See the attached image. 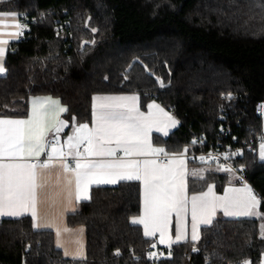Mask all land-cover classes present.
Wrapping results in <instances>:
<instances>
[{
  "label": "trees",
  "instance_id": "1",
  "mask_svg": "<svg viewBox=\"0 0 264 264\" xmlns=\"http://www.w3.org/2000/svg\"><path fill=\"white\" fill-rule=\"evenodd\" d=\"M0 11H16L28 24L6 56L0 115L22 118L31 97L52 96L68 107L64 119L90 123L94 95L138 94L144 110L155 100L180 121L169 137L154 136L170 153L233 137L239 146H252L237 162L264 213V162L258 160L264 0H8ZM209 167L204 179H189L190 193L212 183L223 192L229 174ZM141 208L138 181L92 188L91 199L67 216L69 227L86 228L83 260L66 258L54 232L33 229L30 216L0 219V264H261L264 258V220L222 216L202 227L198 242L173 245L168 258L166 247L151 248L156 240L131 223ZM160 248L165 254L149 260L148 252Z\"/></svg>",
  "mask_w": 264,
  "mask_h": 264
},
{
  "label": "snow or ice",
  "instance_id": "2",
  "mask_svg": "<svg viewBox=\"0 0 264 264\" xmlns=\"http://www.w3.org/2000/svg\"><path fill=\"white\" fill-rule=\"evenodd\" d=\"M22 19L26 17L16 11H0V76L7 74L5 56L9 43L18 41L28 29ZM91 31L96 33L98 29ZM91 43L95 44V40ZM157 79L164 87V82ZM228 99H232L231 94ZM68 112L60 99L45 96L31 97L30 108L22 118L0 115V219L30 216L33 229L54 230L56 246L63 249L65 257L86 259L84 229H69L65 216L75 213V206L81 201L91 199L93 186L138 181L142 208L131 223L142 225L145 237L158 233V243L167 247L168 258L174 244L187 242L189 216L193 242L200 239V226H211L218 211L225 217L264 220L261 198L243 176H236L237 170L231 165L220 164L215 169L232 178L222 195H217L214 184H208L206 191L189 195L188 177L204 179L205 171L210 169L190 172L187 147L183 152L170 153L154 145V132L168 137L180 124L155 101L147 104V111H142L138 94L94 95L90 123H77L76 117H71V134L62 142L61 133L69 127V121L62 116ZM231 155L242 156L243 151ZM208 158L219 159L212 153ZM199 159L206 161L204 156ZM223 159L229 160V153H224ZM258 160L264 162V137L259 143ZM233 179L239 180L241 187L232 186ZM173 217L174 238L170 234ZM65 234L78 237L75 248L70 250L67 246ZM260 237L264 239V223L260 224ZM156 247V242L151 244V248ZM192 251L197 249L193 247ZM120 254L119 250L115 253ZM156 257L157 252H148L149 260ZM241 264L252 261L245 259Z\"/></svg>",
  "mask_w": 264,
  "mask_h": 264
},
{
  "label": "crops",
  "instance_id": "3",
  "mask_svg": "<svg viewBox=\"0 0 264 264\" xmlns=\"http://www.w3.org/2000/svg\"><path fill=\"white\" fill-rule=\"evenodd\" d=\"M14 42H17V41H11L10 43H9V45H8V49H7V52H6V56H7V53H8V50H9V47H10V45L12 44V43H14ZM6 56H5V62H6ZM5 67H6V65H5ZM133 93H121V94H99V95H132ZM140 96V95H139ZM34 97H45V96H34ZM52 97V96H51ZM54 99H56V97H53ZM59 99V98H58ZM153 101H155V100H152V101H150L149 103H152ZM157 104H160V103H158L157 101H155ZM61 103L64 105V106H66L62 101H61ZM148 103V104H149ZM140 104H141V98H140ZM161 105V104H160ZM67 107V106H66ZM161 107H163L166 111H168L169 113H171L169 110H167L164 106H162L161 105ZM141 110L142 111H147V107H146V109L144 110V109H142V106H141ZM172 114V113H171ZM66 115V113L65 114H63V116H62V118L64 117ZM173 115V114H172ZM174 116V115H173ZM177 120H178V118L176 117V116H174ZM9 118H13V117H9ZM180 125V124H179ZM179 127V126H178ZM177 127V128H178ZM176 128V129H177ZM176 129H173V130H171V132H170V134L173 132V131H175ZM263 130H264V109H263ZM71 131H72V128L70 127V129L66 132V133H61V140H62V142H63V140L64 139H66V135L67 134H71ZM155 135H159V136H161V137H163V138H167V137H164L162 134H159V133H153V143H154V136ZM169 137V136H168ZM155 145V144H154ZM156 146V145H155ZM157 147H160V146H157ZM258 150H259V148H258ZM197 164H192V163H190L188 160H187V167H188V169H189V171L191 172L192 171V167L193 166H195V167H202V166H204V167H208V168H210L209 167V165H200V166H196ZM237 176V175H236ZM193 176H189L188 177V187H189V179L190 178H192ZM194 178H198V177H194ZM230 179H232L231 177H230ZM121 182H124V181H121ZM248 183V182H247ZM119 184V183H118ZM212 184H214L215 185V191H216V193H217V195H222L223 194V192H218L217 191V187H216V184L215 183H212ZM249 185H251L250 183H248ZM115 185H117V184H115ZM115 185H100V186H115ZM229 186V183L225 186V187H228ZM232 186H234V187H241V183L239 182V180H235V179H233L232 180ZM252 186V185H251ZM94 187H98V186H93L92 188H94ZM92 188H91V190H90V197H91V191H92ZM252 188L254 189V187L252 186ZM207 190V188L204 190V191H206ZM254 191H255V189H254ZM196 193H199V192H196ZM255 193H256V191H255ZM191 194H195V193H190V190H189V195H191ZM257 194V193H256ZM258 196V195H257ZM259 197V196H258ZM87 201H89V200H87ZM87 201H81L80 203H78L75 207H76V211H78L79 210V208H80V205H81V203H83V202H87ZM75 211V212H76ZM260 211H261V208H260ZM261 213H262V211H261ZM69 214H72L71 212H69L68 214H66V216H65V223H66V226L69 228V229H73V230H75V229H80V228H83L84 229V231H83V234H82V243H83V247H84V255H85V257L87 256V251H86V247H87V233H86V228L84 227V226H77V227H69L68 225H67V216L69 215ZM220 215H223V213L222 212H217V214H216V217H215V219L216 218H218ZM138 217V216H137ZM222 217H225V216H222ZM7 218V217H6ZM225 218H229V219H236V217H225ZM239 218H241V217H239ZM4 219V218H3ZM13 219H15V218H13ZM214 219V220H215ZM141 227H142V229H143V226L142 225H140ZM205 225H201L200 226V237H201V229H202V227H204ZM45 230H50V231H53L54 232V230H51V229H45ZM54 234H55V232H54ZM170 234L173 236V238L175 237V217H173V223H172V225H171V228H170ZM56 237V236H55ZM78 237L77 236H73V235H70V234H65V236H64V241L66 242V244H67V246L70 248V250L71 249H73V248H75V243H74V241L77 239ZM148 238H152V239H155L156 240V243L158 244V246H162V247H166L165 245H162V244H159L158 243V241H159V234L157 233V235L155 236V237H148ZM200 240V239H199ZM187 241H192L191 240V222H190V216H189V223H188V240ZM193 242V241H192ZM180 243H184L183 241L182 242H180ZM179 244V243H178ZM174 245H176V244H174ZM173 247V246H172ZM167 248V247H166ZM61 250H62V252H63V249L62 248H60ZM66 258H70V257H66ZM71 259V258H70Z\"/></svg>",
  "mask_w": 264,
  "mask_h": 264
},
{
  "label": "built area",
  "instance_id": "4",
  "mask_svg": "<svg viewBox=\"0 0 264 264\" xmlns=\"http://www.w3.org/2000/svg\"><path fill=\"white\" fill-rule=\"evenodd\" d=\"M223 137H227L229 134L224 133L223 131H221ZM236 138V137H235ZM237 138L233 139L232 138V142H224V141H218L215 144H211L208 147H204L203 149H196L193 151H188L186 154L187 160L192 163V164H197V165H220V164H226V165H231L234 169H236V175L238 176H242V172L239 171V169H241V167L238 165V159L240 158V156H232L231 153L236 152L237 150H242L244 151V149L247 152H251L253 150L252 146L247 145V146H242L239 144H236ZM204 144H206V140L203 139ZM229 153L230 155V159L225 161L223 159V154L224 153ZM212 153L213 156H218L219 159L217 160H212L208 158V154ZM204 156L206 157V161L202 162L200 161L199 157ZM155 252H157V257L155 258L156 260H159L164 254H165V249L160 248L158 250H156ZM231 264H237V263H231ZM241 264V263H240Z\"/></svg>",
  "mask_w": 264,
  "mask_h": 264
},
{
  "label": "rangeland",
  "instance_id": "5",
  "mask_svg": "<svg viewBox=\"0 0 264 264\" xmlns=\"http://www.w3.org/2000/svg\"><path fill=\"white\" fill-rule=\"evenodd\" d=\"M199 169H210V168L204 167V166H202V167H195V166H193L192 167V170H199ZM206 173H207V171H205L204 176L206 175ZM220 216H224V215H220Z\"/></svg>",
  "mask_w": 264,
  "mask_h": 264
},
{
  "label": "water",
  "instance_id": "6",
  "mask_svg": "<svg viewBox=\"0 0 264 264\" xmlns=\"http://www.w3.org/2000/svg\"><path fill=\"white\" fill-rule=\"evenodd\" d=\"M64 119V118H63ZM70 127H71V123L69 122V127L68 128H66L65 130H64V132L63 133H66L69 129H70Z\"/></svg>",
  "mask_w": 264,
  "mask_h": 264
}]
</instances>
